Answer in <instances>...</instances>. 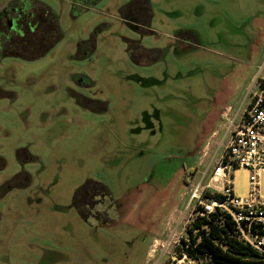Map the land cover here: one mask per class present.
Listing matches in <instances>:
<instances>
[{"label":"rangeland","instance_id":"1","mask_svg":"<svg viewBox=\"0 0 264 264\" xmlns=\"http://www.w3.org/2000/svg\"><path fill=\"white\" fill-rule=\"evenodd\" d=\"M27 1L58 28L0 48V264H193L183 177L264 76V0ZM232 182L246 198L248 171Z\"/></svg>","mask_w":264,"mask_h":264},{"label":"built area","instance_id":"2","mask_svg":"<svg viewBox=\"0 0 264 264\" xmlns=\"http://www.w3.org/2000/svg\"><path fill=\"white\" fill-rule=\"evenodd\" d=\"M257 80L256 91L243 112L228 122L225 143L213 166L187 178L186 208L191 213L184 231L186 234L196 219L209 220L218 214L219 219L228 217L234 224L240 242L264 252V197L259 194V175L264 171V76ZM236 169L249 173L246 198L233 195L232 173Z\"/></svg>","mask_w":264,"mask_h":264},{"label":"trees","instance_id":"3","mask_svg":"<svg viewBox=\"0 0 264 264\" xmlns=\"http://www.w3.org/2000/svg\"><path fill=\"white\" fill-rule=\"evenodd\" d=\"M189 174L183 177L185 186ZM218 216L212 214L209 220L198 218L192 222L179 241L177 257L184 256L193 264H264V252L240 242L230 219Z\"/></svg>","mask_w":264,"mask_h":264},{"label":"flooded vegetation","instance_id":"4","mask_svg":"<svg viewBox=\"0 0 264 264\" xmlns=\"http://www.w3.org/2000/svg\"><path fill=\"white\" fill-rule=\"evenodd\" d=\"M71 1L85 3V0ZM23 2H26V6ZM133 7L136 8L132 5L128 9ZM137 11L138 15L140 11L144 14L147 12L146 8L144 6L142 8L140 5H138ZM57 28V19L47 5L36 1L12 0L8 5L2 7L0 12V48L17 49L16 54L32 50L40 51L47 43L52 42ZM93 204L95 203L93 202ZM88 213L89 217L94 216L95 218L99 214L93 211H88Z\"/></svg>","mask_w":264,"mask_h":264},{"label":"crops","instance_id":"5","mask_svg":"<svg viewBox=\"0 0 264 264\" xmlns=\"http://www.w3.org/2000/svg\"><path fill=\"white\" fill-rule=\"evenodd\" d=\"M242 112H243V110H242ZM242 112H241V113H242ZM241 113H240V114H241ZM238 116H239V115H238ZM235 118H237V116H236Z\"/></svg>","mask_w":264,"mask_h":264}]
</instances>
